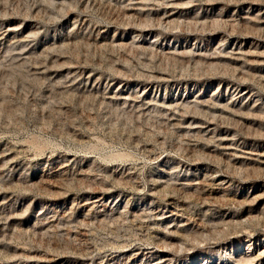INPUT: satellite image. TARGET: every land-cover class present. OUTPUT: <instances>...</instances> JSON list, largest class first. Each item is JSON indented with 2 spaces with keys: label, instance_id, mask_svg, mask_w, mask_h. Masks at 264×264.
<instances>
[{
  "label": "rangeland",
  "instance_id": "obj_1",
  "mask_svg": "<svg viewBox=\"0 0 264 264\" xmlns=\"http://www.w3.org/2000/svg\"><path fill=\"white\" fill-rule=\"evenodd\" d=\"M263 253L264 0H0V264Z\"/></svg>",
  "mask_w": 264,
  "mask_h": 264
},
{
  "label": "bare ground",
  "instance_id": "obj_2",
  "mask_svg": "<svg viewBox=\"0 0 264 264\" xmlns=\"http://www.w3.org/2000/svg\"><path fill=\"white\" fill-rule=\"evenodd\" d=\"M254 254V253H253ZM264 254V253H263Z\"/></svg>",
  "mask_w": 264,
  "mask_h": 264
}]
</instances>
